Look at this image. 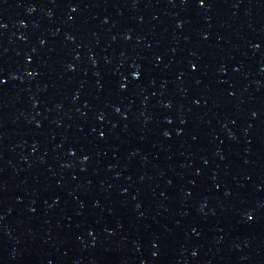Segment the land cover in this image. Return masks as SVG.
I'll return each instance as SVG.
<instances>
[{"label": "water", "instance_id": "1", "mask_svg": "<svg viewBox=\"0 0 264 264\" xmlns=\"http://www.w3.org/2000/svg\"><path fill=\"white\" fill-rule=\"evenodd\" d=\"M0 264H264V0H0Z\"/></svg>", "mask_w": 264, "mask_h": 264}]
</instances>
